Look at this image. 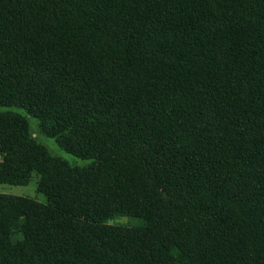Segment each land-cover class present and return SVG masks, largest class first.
I'll return each instance as SVG.
<instances>
[{"label":"trees","instance_id":"obj_1","mask_svg":"<svg viewBox=\"0 0 264 264\" xmlns=\"http://www.w3.org/2000/svg\"><path fill=\"white\" fill-rule=\"evenodd\" d=\"M33 173L0 264H264V0H0V183Z\"/></svg>","mask_w":264,"mask_h":264},{"label":"rangeland","instance_id":"obj_2","mask_svg":"<svg viewBox=\"0 0 264 264\" xmlns=\"http://www.w3.org/2000/svg\"><path fill=\"white\" fill-rule=\"evenodd\" d=\"M15 111L21 113L28 119L32 136L36 138L39 143L48 148L52 153L57 154L74 164H81L83 162L82 159H79L78 157H75L63 150L57 144L55 138L46 136L45 133L42 131L40 123L36 117L32 116L31 114L27 113L25 110L22 109H15ZM38 178V174L33 173L31 180L26 185L0 183V193L12 194L17 196H26L34 198L40 202H46V196L38 190ZM110 222L114 224L136 223L135 220L129 217H119L111 220Z\"/></svg>","mask_w":264,"mask_h":264}]
</instances>
